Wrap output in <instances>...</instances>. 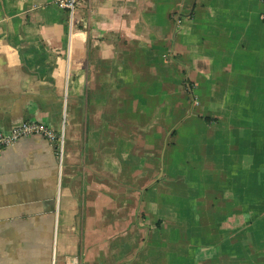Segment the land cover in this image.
I'll use <instances>...</instances> for the list:
<instances>
[{
	"label": "crops",
	"instance_id": "crops-1",
	"mask_svg": "<svg viewBox=\"0 0 264 264\" xmlns=\"http://www.w3.org/2000/svg\"><path fill=\"white\" fill-rule=\"evenodd\" d=\"M261 13L0 0V131L66 148L62 169L40 136L0 150V264H264Z\"/></svg>",
	"mask_w": 264,
	"mask_h": 264
},
{
	"label": "built area",
	"instance_id": "built-area-1",
	"mask_svg": "<svg viewBox=\"0 0 264 264\" xmlns=\"http://www.w3.org/2000/svg\"><path fill=\"white\" fill-rule=\"evenodd\" d=\"M260 2L262 4L261 19L264 21V0H260ZM52 3L61 9L67 10L71 18L75 14L76 0H52ZM33 136L43 137L55 146L56 154L60 162V169H62L66 149L64 126L62 131L58 133L46 125L26 122L16 126L9 132L0 131V150L16 144L20 140Z\"/></svg>",
	"mask_w": 264,
	"mask_h": 264
},
{
	"label": "rangeland",
	"instance_id": "rangeland-1",
	"mask_svg": "<svg viewBox=\"0 0 264 264\" xmlns=\"http://www.w3.org/2000/svg\"><path fill=\"white\" fill-rule=\"evenodd\" d=\"M197 140V139H196ZM193 142L195 143V139L193 140ZM194 145V144H193ZM194 146H196V144L194 145ZM216 146V145H215ZM197 147V146H196ZM200 150V149H199ZM188 156H187V159H188V161L189 160H191V159H193V156H197L198 155V152L196 151V152H193V151H189L188 152V154H187ZM191 157V158H190ZM220 156H217L216 155V152L214 153V155H213V158H214V160L215 161H224V158L223 157H220ZM222 165H224V164H222ZM227 165V164H226ZM228 167V169L230 168V166H227ZM227 167L225 168H223L224 170H226L227 169ZM189 170H192V173H194V168L190 165V169ZM196 171H198V169L196 168ZM195 178H197V180L200 182V181H202V180H204V179H211L209 176H206V177H203V176H199V175H197ZM194 183H196V182H194ZM197 184V183H196ZM194 189L195 190H197L198 189V187H197V185H194Z\"/></svg>",
	"mask_w": 264,
	"mask_h": 264
}]
</instances>
